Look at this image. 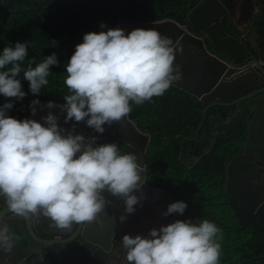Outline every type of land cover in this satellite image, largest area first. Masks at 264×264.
<instances>
[{
  "label": "clouds",
  "instance_id": "9594fccd",
  "mask_svg": "<svg viewBox=\"0 0 264 264\" xmlns=\"http://www.w3.org/2000/svg\"><path fill=\"white\" fill-rule=\"evenodd\" d=\"M28 47L29 43L17 42L0 54V95L5 98L22 100L27 95L17 77ZM175 52L173 41L153 29L137 28L127 35L119 28L85 34L66 64L64 84L69 94L59 105L66 112L64 123L85 122L103 134L105 125L111 127L128 116L130 102L151 101L180 79ZM33 63L29 61L23 70V80L35 96L48 84L50 67L59 62L53 53L35 67ZM39 103L33 100L30 105L33 116ZM43 107L57 105L48 101ZM12 108V103L0 106V197L14 216L44 217L51 221L50 228L63 232L73 224L97 221L111 203L105 193L124 202L121 223L135 213L137 205L142 206L143 168L136 155L120 154L115 143L94 146L98 136L74 135L75 124L73 132L65 134L51 112L41 124L7 116ZM186 208L182 201L171 203L162 216L183 215ZM0 225V249L11 252L14 238L7 224L0 220ZM218 239L221 230L207 219L176 220L153 228L147 237L124 235L121 243L126 264H219Z\"/></svg>",
  "mask_w": 264,
  "mask_h": 264
},
{
  "label": "trees",
  "instance_id": "16d2710c",
  "mask_svg": "<svg viewBox=\"0 0 264 264\" xmlns=\"http://www.w3.org/2000/svg\"><path fill=\"white\" fill-rule=\"evenodd\" d=\"M202 0H0V54L17 42L29 43L17 77L27 94L22 100L0 95V106L12 103L7 116L32 119L33 100L64 104L66 64L89 32L116 29L121 23L156 22L172 19L187 23L188 14ZM105 27L101 28V25ZM52 41L56 42L53 47ZM56 54L59 66H51L48 84L32 95L23 80V70ZM11 65L7 66L10 68ZM170 86L163 95L141 105L130 102L129 117L151 135L146 153L148 181L166 190L173 203L187 204L183 215H170L165 226L176 220L207 219L222 232L219 264H264V224L238 221L226 193L227 168L242 151L249 113L235 107L213 106ZM218 233V237H219ZM91 245L83 238L66 244L45 246L47 264H84Z\"/></svg>",
  "mask_w": 264,
  "mask_h": 264
},
{
  "label": "water",
  "instance_id": "95a60500",
  "mask_svg": "<svg viewBox=\"0 0 264 264\" xmlns=\"http://www.w3.org/2000/svg\"><path fill=\"white\" fill-rule=\"evenodd\" d=\"M2 3L8 11H11L4 0H2ZM218 8L219 4L216 0L201 1L188 14L189 26L179 24L172 19H164L134 25L121 23L118 28L122 29L126 35L129 32L128 30L132 31L137 28L153 29L173 41V45L176 47L174 67L179 66L180 79L174 81L170 86L177 87L201 102H211L203 110V114H206L209 108L213 106H233L244 100H250L252 112L254 113L249 123L251 132L244 153L230 164V176L226 193L235 216L240 218L242 222L249 224L252 218L255 217L264 223V180H262L260 174V171H264V169L259 170L254 167H259L260 162H263L261 167L264 168V155H262L264 154V129L260 130L258 128L262 126L263 113L261 109L264 106V59L259 53L260 59L254 58V63L240 64L241 58L248 54L245 44L242 43L240 38L228 34L225 26L222 25L217 28L212 25L213 14L216 10L218 11ZM263 13H257L258 17L254 23L253 17L250 22L253 25L252 31L257 30L258 34H261L259 27L263 24ZM190 27L202 32L215 46V50L220 52L225 59L212 54L208 50L206 40L193 33ZM236 31L240 36L241 31L238 29ZM246 40L251 44L255 53H258L257 46L251 39L246 37ZM180 80L182 83L179 82ZM240 95L244 96L232 102H225ZM39 102L38 105L34 106L36 108V114L34 115L36 122L43 124L42 117H46L51 112L59 118L58 126L65 129V134L73 132L74 124L75 131L73 134H76L80 123L69 121L65 124L66 112L61 111L59 104H56L57 107L47 109L43 107L47 102ZM121 122L111 126L112 129L105 125L103 134H98L93 129H89L90 137L98 136L94 146L115 143L117 140L118 148L120 146L124 147L123 150L119 149L120 154L139 153L140 165L143 168V173H141L142 182L144 181L146 185L148 177L146 153L151 135L141 131L136 123L130 119L129 114ZM235 186H237V189L234 188ZM145 190L146 192L149 191L147 193L148 204L153 205L156 211H159L158 208L163 203L166 205L173 203L169 194L159 188L147 186ZM105 198L110 201L112 197L109 195ZM114 199L118 198L114 197ZM5 204L3 202L0 206ZM105 208L111 209L112 205L107 204ZM110 213L115 215L112 210L108 212V214ZM102 217L105 219L107 215ZM167 217L161 218V215L156 217L158 220L157 228L163 224ZM17 220V223L14 220V227L20 228L22 224L26 226V231L23 232H28L30 240H27L28 242L25 244L10 228L9 232L14 238V246L11 252H7L6 264H37L38 261H34V254L37 252L42 254V251L37 250L36 243L42 245L64 244L73 241L79 235L93 246H99V249L105 246V249L109 251L111 246H106V244L109 243L116 231L114 220H111V218L106 219L107 223L105 224H101L99 219L92 223L73 224L70 232L69 230L62 232L50 228L51 221L44 217H33L31 219L17 217ZM90 231L93 232L92 235L89 234ZM73 232L74 235L71 236Z\"/></svg>",
  "mask_w": 264,
  "mask_h": 264
},
{
  "label": "flooded vegetation",
  "instance_id": "af4514ba",
  "mask_svg": "<svg viewBox=\"0 0 264 264\" xmlns=\"http://www.w3.org/2000/svg\"><path fill=\"white\" fill-rule=\"evenodd\" d=\"M216 1L219 4V8H218V11L216 10L213 14V21H212L213 24L212 25H214L217 28L221 27L222 25L225 26L226 27L225 30L228 34L240 38L242 43L245 44V48H246L248 54L245 57L241 58L240 64L254 63V58L260 59L259 53L262 55V59H264V20L262 19L263 24H262V26L259 27L261 34H258L257 30L252 31L253 25L250 24L252 17H253V23H254V21L258 17L257 13L264 12V0H216ZM260 15H262V14H260ZM262 16H264V13ZM185 25L189 26L190 24L187 21V23ZM190 29L197 36H200L201 38L206 40L208 50L212 54L224 58L220 54V52L215 50V46L213 44H211L210 40L202 32L196 31L192 27H190ZM237 29L241 31L240 36L238 35V33L236 31ZM246 37H249V39H251V41L257 46L258 53H255V50L253 49L251 44H249L247 42ZM260 37H263V38L260 39ZM242 96H244V95L234 97V98H232L228 101H225V102L235 101ZM220 107H235L237 113H242V111H244V113H246V112L249 113L248 131L244 135V138H243L242 151L239 154H237L234 158L231 159V161L228 165V168H227V182H226V190H227V183L229 181V176H230V171H229L230 164L233 160H235L239 156H242V154L244 153V148L248 142L249 134L251 132L249 123L252 120L254 113L252 112V104H251L250 100H244V101L237 103L236 105H233V106H220ZM261 111L263 113L262 120H261L262 126H260L258 128L260 130H263L264 129V106L262 107ZM113 125H116V123H113ZM106 126H108V125H106ZM89 129L90 128L87 127L85 122H80V126L78 128V131L74 135H84L85 137H90V132L88 131ZM111 129H112V127H111ZM115 144L118 145L117 140H116ZM119 149L123 150L124 147L120 146ZM130 154L136 155L138 158L137 163L138 164L141 163L139 153L130 152ZM262 155H264V154H262ZM260 163L261 164H259L260 165L259 167H257V166H254V167L259 169V170H263L264 168L261 167L263 162H260ZM260 174H261L262 180H264V171H260ZM147 186H150L152 188H159V189L165 191L167 194H169L166 190L150 183L148 181V178H147L146 185L144 184L143 188H142V191H143L144 196H145V199L142 201V206L137 205L135 213L128 216L126 222H124V223H121L119 220V218L122 215H125L124 202L120 199L115 200L114 197H112L108 193L104 194L105 197L109 196V195L112 197L110 200L111 201L110 204L112 205V208L111 209L105 208V210L102 212V215H100V217H99V221L101 224H105V223H107L106 219L111 218V220H114L113 223L116 226V231L112 235L109 243L106 244V246H111L109 251H107L105 249V246H103L99 249V246H93L91 243L88 242L91 245V248H90V251L88 254L89 259L84 264H126V259H125L126 251L123 249V246L121 243L122 237L124 235H130L132 237H135L136 235H141V236L147 237L148 233L153 228L159 229L161 226H165V224H166V222L170 216H168L164 220L163 224L160 225L158 228L156 226L158 223V220L156 219V217L158 215H161V218H164V216H162V213L166 211V208L168 207V205L163 203L158 208L159 211H156L155 208H153V205H151V204L149 205L148 204L149 199L147 198V193H149V191L146 192V190H145V188ZM234 188L237 189V186H235ZM133 194H135L137 196L140 195L139 192H136ZM169 196H170V194H169ZM3 202H5V200L1 198L0 204ZM110 210H112L115 213V215L113 213L108 214V212ZM0 215H2L3 219H5V224H7L9 226V229L11 228V230L13 232H15L19 238H21L23 240L22 237L25 236L27 238V240H30V238L28 237V232L27 233L23 232L24 230L26 231V226H23V224H22V225H20V228L14 227V225H13L14 220L16 223L18 221L17 217H15L11 212L9 213V210L7 209L6 204L4 206H0ZM105 215H107V217L104 219L102 216H105ZM236 219L238 221H241L240 218H238V217H236ZM253 219H256V218L253 217L249 223H251L253 221ZM242 223H244V222H242ZM0 227H3V225ZM69 232H70V230H69ZM92 233H91V231L89 232L90 235H92ZM72 235H74V232L71 234V236ZM80 237H81L80 235L75 237L74 240L71 242H75V241L79 240ZM71 242H68V243H71ZM64 244H66V243H64ZM46 245H51V244L42 245V244L36 243L37 250L42 251V254H39L38 252L36 254H34V261H38L37 264H47L44 262V257L46 256V251H45ZM0 252H2V250H0ZM7 258H8V256H6L4 258V260H2L0 262V264H6Z\"/></svg>",
  "mask_w": 264,
  "mask_h": 264
},
{
  "label": "crops",
  "instance_id": "0c3cea01",
  "mask_svg": "<svg viewBox=\"0 0 264 264\" xmlns=\"http://www.w3.org/2000/svg\"><path fill=\"white\" fill-rule=\"evenodd\" d=\"M179 82H182L181 80L179 81ZM0 220H2L4 223H5V219H3V217L1 216L0 217ZM7 220V219H6ZM0 226H2V225H0ZM23 238V242L25 243V244H27V238L24 236V237H22ZM7 256V252H4L3 250H2V252H0V262L2 261V260H4V258Z\"/></svg>",
  "mask_w": 264,
  "mask_h": 264
},
{
  "label": "rangeland",
  "instance_id": "374dc122",
  "mask_svg": "<svg viewBox=\"0 0 264 264\" xmlns=\"http://www.w3.org/2000/svg\"><path fill=\"white\" fill-rule=\"evenodd\" d=\"M129 32L128 33H130L131 31L130 30H128Z\"/></svg>",
  "mask_w": 264,
  "mask_h": 264
}]
</instances>
